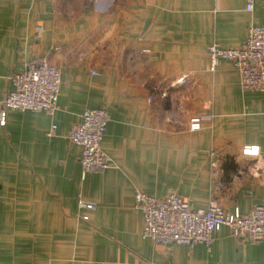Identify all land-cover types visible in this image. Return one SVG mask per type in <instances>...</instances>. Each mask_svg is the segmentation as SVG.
Returning a JSON list of instances; mask_svg holds the SVG:
<instances>
[{"label":"crops","instance_id":"crops-1","mask_svg":"<svg viewBox=\"0 0 264 264\" xmlns=\"http://www.w3.org/2000/svg\"><path fill=\"white\" fill-rule=\"evenodd\" d=\"M245 4L0 0V107L28 62L46 57L61 74L53 114L7 109L0 125V264H264V245L227 226L209 246L142 238L134 200L175 190L192 208L264 204V92L241 90L232 62L211 69L207 54L264 26V0ZM92 108L109 117L110 165L83 173L68 131Z\"/></svg>","mask_w":264,"mask_h":264},{"label":"built area","instance_id":"built-area-1","mask_svg":"<svg viewBox=\"0 0 264 264\" xmlns=\"http://www.w3.org/2000/svg\"><path fill=\"white\" fill-rule=\"evenodd\" d=\"M252 6L253 0H246L245 8L250 10ZM35 31L39 35L42 26H35ZM207 54L211 69L220 59L232 62L238 71L241 90L264 92V26H250L245 42L239 47L209 44ZM10 81L12 88L0 107V125L5 124L7 109L47 114H53L57 109L61 74L46 57L28 62L10 77ZM184 81L183 77L176 80L179 84ZM108 120L105 108L86 109L80 121L69 128L68 139L81 148L79 161L83 173L98 172L110 165L109 157L101 149ZM201 122L200 116H192L188 130H199ZM55 128L52 124L48 134H52ZM252 147L244 146L242 153L251 155ZM134 200L143 217L141 237L154 243L191 245L200 242L209 246L213 232L220 226H227L234 235L264 245V204H255L246 213L238 210L225 212L214 203L206 208H192L175 190H170L162 198L136 191ZM78 205L81 208L95 207L84 200Z\"/></svg>","mask_w":264,"mask_h":264},{"label":"clouds","instance_id":"clouds-1","mask_svg":"<svg viewBox=\"0 0 264 264\" xmlns=\"http://www.w3.org/2000/svg\"><path fill=\"white\" fill-rule=\"evenodd\" d=\"M248 149L246 148L245 149V152L246 153H248ZM251 155H256V156H258L259 155V146H253L252 148H251V153H250Z\"/></svg>","mask_w":264,"mask_h":264},{"label":"rangeland","instance_id":"rangeland-1","mask_svg":"<svg viewBox=\"0 0 264 264\" xmlns=\"http://www.w3.org/2000/svg\"><path fill=\"white\" fill-rule=\"evenodd\" d=\"M83 1H86V0H79V2H83ZM88 1H91V2H99V3H102V2H105L107 0H88Z\"/></svg>","mask_w":264,"mask_h":264}]
</instances>
